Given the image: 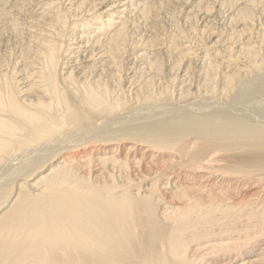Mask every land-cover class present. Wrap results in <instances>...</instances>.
Masks as SVG:
<instances>
[{"label":"bare ground","instance_id":"1","mask_svg":"<svg viewBox=\"0 0 264 264\" xmlns=\"http://www.w3.org/2000/svg\"><path fill=\"white\" fill-rule=\"evenodd\" d=\"M15 1L16 9L20 5L15 11L34 14L22 13L26 20L21 19L24 24L18 28H26L19 56L23 69L18 70H23L24 78L12 73L10 77L0 66V168L70 131L91 130L100 119L125 109L123 84L135 87L136 83V74L130 81L124 78L131 55L135 62L146 64L149 72L135 88L139 106L154 102L155 83L162 84L161 70L168 61L160 63L161 54L173 59L174 71L184 74L185 81L190 61L204 50L200 58L204 81L197 86L208 94L216 93L221 77L222 95H230L243 72L264 67L261 58L263 67L258 65L262 42H256L262 45L259 51L251 39L254 11H264V0H184L182 10L190 30L196 22L192 14L198 13L196 26L201 30L196 32L204 36L212 27L210 16L218 11L229 28L225 32L230 31V35L218 34L210 28L214 32L208 31L210 49L202 41L198 50L190 47L189 28L182 27L187 36L182 33V23L180 27L177 23L181 20L170 35L154 28L173 0H68L71 12L63 11V0ZM127 7H135L132 11L137 13L130 16ZM5 12L0 13V24ZM12 23L11 30L21 26L15 20ZM240 25L244 30L238 32L234 28ZM140 29L151 35L140 36ZM232 30L236 33L231 34ZM161 36L167 37L161 40ZM233 45L238 47L236 53ZM220 116L216 118L223 120ZM215 119L172 124L144 135H96L51 150L53 154L38 166L21 167V173H16L20 177L0 189V264H264V127ZM211 155L218 160L210 161Z\"/></svg>","mask_w":264,"mask_h":264},{"label":"rangeland","instance_id":"2","mask_svg":"<svg viewBox=\"0 0 264 264\" xmlns=\"http://www.w3.org/2000/svg\"><path fill=\"white\" fill-rule=\"evenodd\" d=\"M135 1V0H134ZM183 1L184 0H176V2H174V0L173 1H171V2H169V3H171V4H173V5H171V4H167L168 5V7L166 6V8L167 9H165V11H162V12H165V13H162L161 12V14H159V17L155 20V22L153 23L154 25H156L154 28H156V30H158L160 33L163 31V33L165 32V33H167L166 35H170L171 34V32H170V30L172 31V27L175 25V24H177L178 23V25L179 24H181L182 26H181V31H182V33L185 35V33L187 34L188 32H189V34H187L188 35V39H189V42H191L190 43V47L191 46H193V47H191V48H193V49H195V50H198V48H200V46H203V45H205L204 47L206 48H208L209 47V49H210V47H211V45H209V44H207V39H208V37H209V33H208V31L209 32H211V33H214V32H216V33H218L219 31V33L220 34H223V32L224 33H226V34H228V32H229V34L228 35H230V31H226L225 32V30H229V28H228V26L226 25V24H224L222 21H221V19H222V12L221 13H219L218 11H216V13L215 12H213V15H215V16H210L211 18H210V21H212V22H210V26H212V27H209V30H206V32L207 33H205L204 34V36H203V34H202V32H200L199 33V31H198V33L196 32L198 29H200L198 26H196V24L198 23V13L196 14H192V16H194V20L193 21H196L194 24H195V27H196V29L194 28V24H193V26H192V28L193 29H191L193 32H195L196 34H192L191 32V30H190V25H188V23L186 24L185 23V15L183 14L184 13V10H182L183 9ZM193 1V0H192ZM19 2V1H18ZM60 2V1H59ZM64 2H65V5H64ZM71 2H72V0H71ZM70 2V3H71ZM173 2V3H172ZM0 3H2V5L0 4V6H1V9H2V7H5L4 9V11H7V12H5L6 13V16L4 15L3 17L1 16V19L3 18H7V19H4V20H7V21H5V22H3L2 20H1V26H0V29H1V31H0V35L3 33V36L1 37L0 36V41H2L1 43H0V53H1V51H2V53H1V56H0V64L1 63H3V65L1 64L0 66H4V68H2V67H0V70H1V68H2V71L1 72H8V74H9V76L10 77H12V75H10L11 73L12 74H17V77L18 78H20V79H22V78H24V74H23V76H21V74L22 73H24L23 72V70H22V72L20 73L18 70H21V69H23V64L21 63V60L19 59V56H20V54H21V50H22V48H20V47H23V45H22V38H23V36H22V33H24V31H22V29L23 30H25L24 28H22V29H18L19 27L21 28V27H23L22 25L24 24L23 22L24 21H22V20H26V17L23 15V14H30V15H33L34 14V12H31V11H24V12H26V13H24V12H22L21 14L18 12V11H15V9H16V5H17V1H15V0H1L0 1ZM6 5H8V3H10L8 6H6ZM16 5H15V4ZM69 3V1L68 0H63V2H62V5H64V7H62L61 6V8L63 9V11L65 10V11H69V12H71L70 10H73L72 8H70L69 7V5L70 4H68ZM175 3V4H174ZM192 3V2H191ZM193 3H195V1H193ZM13 4V5H12ZM12 5V6H11ZM170 5H171V7H173V8H171L170 7ZM170 7V8H169ZM182 7V8H181ZM8 8V9H7ZM18 9H16V10H19L20 9V5H19V7H17ZM44 8V7H43ZM66 8V9H65ZM0 9V13H2V12H4L3 11V9L1 10ZM14 9V10H13ZM128 9H131L130 11H132L133 9H135V7H132V8H130V7H127V10ZM169 9H170V11H169ZM178 9V10H177ZM180 9V10H179ZM11 10H12V12H11ZM67 11V12H68ZM129 11V10H128ZM173 13H172V12ZM188 11H190V10H188ZM188 11H185V13H187ZM262 11V12H261ZM14 12H16V15L14 14ZM18 12V13H17ZM30 12V13H29ZM218 12V13H217ZM255 12V14H256V16H255V21H256V23H254V25L255 26H251V32H252V34H254V35H251V36H253L252 38L250 37V36H246L247 37V39L248 38H251L252 40V43H253V46H255L256 48H258V47H262V45H263V49L261 48V51L263 52H261V55H259V57H258V59H259V62H258V65L260 64V67H263V64H261V62L264 60V32H263V30H264V11L261 9V8H259V10H256V11H254ZM260 12V13H259ZM33 13V14H32ZM137 13V11H132V15L130 14V16H133V14H136ZM166 13H169V15L168 14H166ZM174 13H176V14H174ZM181 15H180V14ZM262 13V15H259V14H261ZM8 14V15H7ZM18 14H20L21 16H22V18H21V16H19ZM26 14V15H27ZM171 14V15H170ZM254 14V13H253ZM138 15V14H137ZM137 15H135L136 17H134V18H136V20L138 19V16ZM175 17H174V16ZM177 15H179V16H177ZM10 16V17H9ZM169 16H171V18L169 17ZM173 16V17H172ZM177 16V17H176ZM196 16V17H195ZM259 16V17H258ZM17 17V18H16ZM24 17H25V19H24ZM165 17V18H164ZM215 17V18H214ZM256 17H258V18H256ZM18 18H20L19 20H18ZM161 18H164V19H161ZM169 18V19H168ZM176 18V19H175ZM221 18V19H220ZM224 18H225V16H224ZM22 19V20H21ZM158 19H161V20H158ZM220 19V20H219ZM261 19V20H260ZM9 20H15V24H16V22H17V24L18 23H20L21 24V26H18V27H16L15 26V29H13V30H11L12 28L11 27H13L14 28V24L12 23V21H10V23H6V22H9ZM17 20V21H16ZM177 20H181L180 22H178ZM214 20V21H213ZM157 21H159V22H157ZM162 21V22H161ZM176 21H177V23H176ZM165 22V23H164ZM263 22V23H262ZM3 23H4V25H3ZM159 23V24H158ZM161 23V24H160ZM185 23V24H184ZM216 23V24H215ZM9 24V25H8ZM13 24V25H12ZM158 24V25H157ZM165 26H164V25ZM167 24V25H166ZM199 24L201 25L202 24V22H199ZM204 24L205 23H203L200 27H203L204 26ZM212 24V25H211ZM259 24V25H258ZM263 24V25H262ZM11 25V27L9 28V26ZM160 25V27H158ZM213 25H215V26H213ZM221 25V26H220ZM225 25V26H224ZM6 26V27H5ZM162 26H164V27H162ZM184 26V27H183ZM188 27L189 29L188 30H190V31H188L187 30V28L186 27ZM263 26V27H262ZM179 27H180V25H179ZM182 27L183 28H185V30H187L186 32L185 31H183V29H182ZM198 27V28H197ZM219 27H220V29H219ZM227 29H226V28ZM241 27V28H240ZM240 27L237 29V28H234V29H236V31H238L239 29H241V30H244V28L242 29V26L240 25ZM260 27V28H259ZM165 29V30H163V29ZM174 28V27H173ZM210 28H212L213 30H214V32H213V30L212 29H210ZM256 30H255V29ZM7 29V30H6ZM9 29V30H8ZM161 29H162V31H161ZM169 29V30H168ZM14 30H15V32L16 33H19V35H18V37H20V36H22V37H20L21 39H17V35H15L16 33L14 32ZM141 31L139 32L140 33V36H142V35H145V38H147L148 36H150L151 35V33H149V32H146V31H144V30H142V29H140ZM201 30V29H200ZM211 30V31H210ZM241 30H239V31H241ZM247 30H248V28H247ZM246 30V31H247ZM249 30H250V27H249ZM255 30V31H254ZM13 31V32H12ZM19 31H22V32H19ZM137 31V30H136ZM236 31L235 30H232L231 31V34L234 32V33H236ZM238 31V32H239ZM256 31H258V32H256ZM4 32H5V35H4ZM253 32H256V33H253ZM262 32V33H261ZM191 33V34H190ZM218 33V34H219ZM150 34V35H149ZM198 34V35H197ZM247 34H249V33H247ZM256 34V35H255ZM9 35V36H8ZM13 35V36H12ZM187 35H185V36H187ZM194 35V36H193ZM200 35V36H199ZM202 35V36H201ZM246 35V34H245ZM258 35V36H257ZM26 36V35H25ZM192 36V37H191ZM197 36V37H196ZM262 36V37H261ZM14 37V38H13ZM68 37H70V34L68 35ZM144 37V36H143ZM167 36H161V40H164V38H166ZM194 37V38H193ZM206 37V38H205ZM255 37V38H254ZM11 38V39H10ZM17 39V41L18 42H20V43H18L17 41H16V39ZM159 39H160V37H158ZM191 38H193V39H191ZM198 38V39H197ZM2 39V40H1ZM206 39V40H205ZM257 40V41H255V40ZM166 40V39H165ZM196 40H197V42H196ZM245 41H246V39H244ZM263 40V41H262ZM202 41H203V43H206V44H203L202 43ZM204 41H206V42H204ZM16 42V43H15ZM167 42V41H166ZM256 42H257V44H259V43H261L260 44V46L259 45H257L256 44ZM254 43L257 45H254ZM16 44V45H15ZM18 44H19V46H18ZM197 44V45H196ZM203 44V45H202ZM7 47H6V46ZM207 45V46H206ZM18 46V47H17ZM199 46V47H198ZM3 47H4V49H3ZM236 47V48H235ZM8 48V49H7ZM197 48V49H196ZM233 48V49H232ZM260 48H258V50L260 49ZM15 49V50H14ZM19 49V50H18ZM236 49V50H235ZM14 50V51H13ZM231 50L233 51L234 50V52L235 51H238V47L236 46V45H233L232 47H231ZM8 51H10V53L8 52ZM18 53H17V52ZM204 51V50H203ZM203 51L202 52H199V51H197V55L199 56H197V58H199V59H197L196 57L194 58V59H192L191 61H190V66H192V67H189L188 69H189V71L188 72H190L189 73V76H188V78L190 79V80H192V81H190L188 78H187V80H183V77H184V74H180L178 71L176 72V71H174L175 69L173 68V66H172V63H173V59L171 60L169 57H167V56H163V54H161L162 56H160L162 59H160V63H163L164 65L166 64L165 62L166 61H168L167 62V64H168V67H167V64L165 65L166 66V68L164 67V70H161V71H163V73H161L160 71H159V73L158 74H160L161 76H160V80H161V83L162 84H160L161 86H157L159 83H155L156 84V86L155 87H159L158 88V90H157V88L154 90V93H156L155 94V97L152 99V100H154V102L153 101H149V103H148V101L146 102V104H145V102H143L142 104H143V106L145 107H143V106H139V104L138 103H136L135 104V102L137 101L138 102V100H135V98H136V96L134 95L135 93H136V86H138L139 85V83H140V80L139 79H141V82H144L145 81V79H146V77H147V73L149 74V72L147 71V69L148 68H146L147 67V65L145 64H143V62H139V61H136L135 62V60H134V57H133V55H131L132 57H130V60H131V58H132V61H131V65L128 63V66H127V68L126 69H128V68H130L129 70H127V72H124V78L125 79H127V81H130V78H132V77H134L135 76V74H136V78H135V87L133 86V85H129V84H123V91H124V97H125V101L127 102V107L125 108V109H121V110H119L118 112H116V113H114V114H111L112 116H113V118L111 117V115H109V116H107V118L108 117H111L110 119L108 118H102V119H100L99 121H97L98 123L96 124V125H94V128L97 126V128H95V130H93L94 128H92L91 130H73V131H70V133H66V134H63V135H61L60 137H59V139L57 138L56 140L57 141H54V142H50L49 144H46V143H44V144H41V145H39L38 147H35V148H33V149H30V151L29 152H27V154L25 153L24 155H22L21 156V158H20V156H18V157H13L12 159H10L9 161H7V163L3 166V167H1L0 169L1 170H3V171H1L0 170V189L1 188H4L3 186H5V187H8V186H10L13 182H14V180L15 179H17L18 177H20V176H18V175H20V174H16V173H18L22 168L25 170L26 169V164H29L32 168L33 167H35V166H38V163L40 164V163H42L44 160L43 159H47V158H45V157H49V156H51V154H53V152H56L57 150H58V148H59V146H60V149H61V147H67L68 145L70 146V145H72V143L73 144H76V142H78V143H81V142H83L85 139H91V138H94V136L95 137H97L98 135L99 136H102V135H105V134H114V133H117V134H125V135H131V134H133L134 132H137L138 134H141V135H144V134H148V133H152V132H154V131H156V130H160V129H167V128H170V126L169 125H171V127L173 126H180V125H178V124H181V125H186V124H189V122L190 121H192V122H190V124H192V123H196V121L197 120H199V121H197V122H204V120L205 121H207V122H209L208 120H210V122H213L214 121V119L216 118V117H219L220 115L223 117V120L222 119H219V118H216L215 120H220V121H223V122H225V121H227L228 123L229 122H235V123H249L250 125H255V126H261V127H264V74L262 75V72H263V70H264V67L261 69L262 71H260V70H254V72L252 71V70H250V71H252L251 72V74H252V78H251V74H250V71H248V72H243V75L245 74V73H247V75H245V76H243L242 74H241V77H239V79L237 80V83H236V85H235V91L233 90H231L232 91V93L230 92V95H229V93L225 96V95H222V93L224 94V91H223V87H222V85H223V81H222V79H221V77L219 78V81L220 82H218L217 81V86L219 87V85H220V88H218L217 86H216V89H218L219 91H220V93H219V91L218 90H216V93H214V94H216V96L214 95V94H208L203 88H201V89H203L202 91H198L200 88L199 87H201V85L203 84V82L202 81H204V75H203V68H202V65H201V61H200V58L202 59V57H203ZM260 51V50H259ZM7 52V53H6ZM14 52H15V54H14ZM233 52V53H234ZM6 53V54H5ZM11 53H13V54H11ZM236 53V52H235ZM16 54H17V56H16ZM132 54H134V53H132ZM11 55H13L12 56V61H11ZM4 56V57H3ZM166 57V58H165ZM6 58V59H5ZM260 58L262 59V61L260 60ZM9 59V60H8ZM18 59V60H17ZM165 59V60H164ZM198 61H197V60ZM5 60V61H4ZM171 60V61H170ZM2 61V62H1ZM5 62V64H4V62ZM20 61V64L21 65H19V64H17L18 62ZM162 61V62H161ZM165 61V62H164ZM170 61V62H169ZM193 61V62H192ZM243 61V60H242ZM10 62V63H9ZM136 64H135V63ZM7 63H9L8 64V66H7ZM171 63V64H170ZM196 63V64H195ZM263 63H264V61H263ZM10 64H12V66L10 65ZM135 64V65H134ZM141 64V65H140ZM15 65H17V67L15 66ZM20 67H19V66ZM130 65V66H129ZM161 65V68H163L162 67V64H160ZM163 65V66H164ZM197 65V66H196ZM5 66H7V67H5ZM12 68H11V67ZM79 66H80V64H77V67L79 68ZM146 66V67H145ZM172 66V67H171ZM14 67V68H13ZM19 67V68H18ZM146 68V69H144L143 70V68ZM201 69H200V68ZM240 68H242V69H244V70H248V69H246L247 67H244L243 68V65H240L239 66ZM8 68V69H7ZM11 68V69H10ZM141 68V69H140ZM4 69L6 70H9L10 71V73H9V71H4ZM16 69V70H15ZM132 69V70H131ZM133 69L135 70V71H133ZM139 69V70H138ZM171 69H173V70H171ZM224 73H226V75H228L229 74V68H228V66H224ZM12 70H13V72H12ZM186 70V69H185ZM191 70V71H190ZM193 70V71H192ZM200 70V71H199ZM227 70H229V71H227ZM232 70V69H231ZM139 71V72H138ZM143 71V72H142ZM145 71V72H144ZM198 71V72H197ZM202 71V72H201ZM0 72V73H1ZM15 72V73H14ZM20 74H19V73ZM141 72L143 73V75L141 74ZM182 72H184L183 70H182ZM202 74H200V73ZM128 73V74H127ZM165 73V74H164ZM173 73V74H172ZM177 73H179V75L177 74ZM196 73V74H195ZM255 73V74H254ZM7 74V73H6ZM7 74V75H8ZM109 74L110 73H108V76H106V79H107V81L108 82H112V78H111V76H109ZM128 76H127V75ZM146 74V75H145ZM157 74V78L159 79V75ZM163 74V75H162ZM171 74H172V76H171ZM191 74V75H190ZM199 74H200V77H199ZM260 74V75H259ZM139 75V76H138ZM141 75V76H140ZM178 75V76H177ZM195 75V76H194ZM253 75H257V76H253ZM77 76V75H76ZM81 76V75H80ZM79 76V77H80ZM126 76V77H125ZM145 78H144V77ZM164 76H166V77H164ZM181 76H183V77H181ZM191 76H194V77H191ZM202 76V77H201ZM109 77H110V79H109ZM139 77V78H138ZM173 77V78H172ZM179 77V78H178ZM245 77V78H244ZM81 78V77H80ZM129 78V79H128ZM168 78H170V79H168ZM177 78V79H176ZM181 78V79H180ZM199 78V79H198ZM138 79V80H137ZM144 79V80H143ZM174 79H176V86H175V80ZM195 79V80H194ZM202 79V80H201ZM221 79V80H220ZM132 80V79H131ZM164 80V81H163ZM168 80V81H167ZM170 80H171V82H170ZM172 80H173V84H174V86H173V84H172ZM183 82H182V81ZM126 81V80H125ZM124 81V82H125ZM126 81V82H127ZM167 81V82H166ZM188 81V82H187ZM189 81H190V83H189ZM194 81H195V83H194ZM244 81V82H243ZM110 82V83H111ZM137 82H138V84H137ZM197 82H199V83H197ZM181 83H184V84H181ZM185 83L187 84V85H185ZM221 83V84H220ZM137 84V85H136ZM154 84V85H155ZM164 84H167V85H165L164 86ZM193 84V85H192ZM199 84H200V86H199ZM181 85H183V88L182 89H185L184 87H186V86H188L187 88L189 89V87H190V89H192V86H193V88L194 89H192V90H190L189 89V92H187L188 91V89H185L184 91H186L187 92V94H186V92L185 93H181V92H184L182 89H181ZM199 87H198V86ZM131 86V87H130ZM163 86V87H162ZM168 86V87H167ZM169 86H170V88H169ZM172 86H173V88H172ZM263 87V89H261L262 87ZM62 87H64V85L62 84ZM160 87H162L163 89H164V91H162L163 89L161 88L160 89ZM165 87V88H164ZM203 87V86H202ZM126 88H127V90L128 91H126ZM170 90H169V89ZM132 91H131V90ZM165 89H167V90H169V93H168V91H167V93L169 94V96H168V94L165 92ZM171 89H174V90H172L171 91ZM197 89V90H196ZM200 89V90H201ZM222 91H221V90ZM157 90V91H156ZM161 92H160V91ZM182 90V91H181ZM156 91V92H155ZM181 91V92H180ZM261 91H262V94H261ZM129 92V93H128ZM131 92H132V94H131ZM159 92L161 93V94H159ZM164 92V93H163ZM192 92V93H191ZM195 92H197L196 93V95H195ZM198 92H199V94H200V96L199 95H197L198 94ZM202 94H201V93ZM204 92V93H203ZM206 92V93H205ZM171 93L173 94L172 96H171ZM260 93V94H259ZM127 94V95H126ZM157 94H159V95H161V97L160 96H156ZM162 94H164V95H162ZM180 94H182L181 96L184 98V96L187 98V95H188V97H190V98H187V99H181V96H180ZM184 94H186V95H184ZM189 94H191L190 96H189ZM207 95V96H205L204 97V95ZM219 94V95H218ZM128 95L131 97H128ZM166 95L168 96V97H166ZM193 95V96H192ZM203 95V96H202ZM211 95V96H210ZM126 96H127V98H126ZM162 96H164L163 98H164V100L162 99ZM171 96V97H170ZM201 96H202V98H201ZM219 96V97H218ZM228 96V97H227ZM231 96V97H230ZM135 97V98H134ZM157 97V99H155ZM159 97V98H158ZM176 97V98H175ZM178 97H180V99H178ZM206 98V100L204 99V98ZM209 97H211V98H209ZM215 97V98H214ZM221 97H223V98H221ZM128 98L130 99V100H128ZM133 98H134V100H133ZM167 98V99H166ZM208 98H209V100H208ZM228 100H227V99ZM160 99V100H159ZM171 99V100H170ZM198 99V100H197ZM220 101H218V100ZM223 99V100H222ZM155 100H158V101H155ZM202 100V101H201ZM222 100V101H221ZM225 100V101H224ZM129 101V102H128ZM132 101V102H131ZM134 101V102H133ZM172 101V102H171ZM183 101V102H182ZM186 103H185V102ZM189 101V102H188ZM215 101V102H214ZM218 101V102H217ZM227 101V102H226ZM156 102V103H155ZM179 102V104H176V103H178ZM128 103H130V104H128ZM133 103V104H132ZM151 103V104H150ZM155 105H154V104ZM183 103V104H182ZM185 103V104H184ZM135 104V105H134ZM137 104H138V106H137ZM150 104V105H149ZM153 104V105H152ZM128 105H129V107H128ZM152 105V106H151ZM135 106V107H134ZM131 107V108H130ZM137 107H139V108H137ZM144 108V109H143ZM128 109V110H127ZM130 109V110H129ZM123 110V111H122ZM118 113V114H117ZM196 114V115H195ZM219 114V115H218ZM223 114V115H222ZM202 115V116H201ZM206 115H208V116H206ZM210 115H211V117L213 118H211L210 117ZM225 115V116H224ZM221 116H220V118H221ZM195 117H196V119H195ZM201 117V118H200ZM207 117V118H206ZM224 117H226V119L224 118ZM192 118V119H191ZM198 118V119H197ZM203 118H204V120H203ZM210 118V119H209ZM184 119H186V120H184ZM189 121H188V120ZM191 119V120H190ZM105 121V123L104 122H102V121ZM107 120V121H106ZM181 120H183L182 122H181ZM201 120V121H200ZM109 121V122H108ZM188 121V122H187ZM108 122V123H107ZM180 122V123H179ZM184 122H186V123H184ZM102 123V124H101ZM107 123V124H106ZM172 124H175V125H172ZM262 124V125H261ZM167 126V127H166ZM101 129V130H100ZM83 133H82V132ZM85 131H87V133H85ZM92 131V132H91ZM97 131V132H96ZM99 131V132H98ZM95 132V133H94ZM100 132H101V134H100ZM99 133V134H98ZM97 135V136H96ZM91 137V138H90ZM84 139V140H83ZM79 140V141H78ZM76 141V142H75ZM81 141V142H80ZM59 143H61V144H59ZM77 143V144H78ZM51 144V145H50ZM43 145H47V146H43ZM67 145V146H66ZM57 147L56 149H55V147ZM48 147V148H47ZM31 150H34V151H31ZM44 150V151H43ZM51 150H53V152H51ZM51 152V153H50ZM48 153H50V154H48ZM43 154V155H42ZM45 155H48V156H45ZM215 157V158H214ZM217 156L216 155H213V157H212V155L211 156H209V160L210 159H215L216 161L218 160L217 158H216ZM40 158V159H39ZM42 158V159H41ZM42 160V161H41ZM35 161V162H34ZM211 161V160H210ZM30 162V163H29ZM31 162H32V164H31ZM215 162V161H214ZM33 163H35L34 164V166H32L33 165ZM223 163H225V162H222V164ZM219 164H221L220 162H219ZM221 164V165H222ZM224 165V164H223ZM7 167V168H6ZM22 167V168H21ZM25 167V168H24ZM22 169V170H23ZM28 169V168H27ZM6 170V171H5ZM13 170H14V172H15V174H14V172H13ZM15 170H18L17 172L15 171ZM21 170V171H22ZM12 171V172H11ZM19 173H21V172H19ZM218 174H221V173H216V175L218 176ZM11 176V177H10ZM14 177V178H13ZM9 178V179H8ZM12 178V179H11ZM9 180H10V182H9ZM7 184H9L8 186H7Z\"/></svg>","mask_w":264,"mask_h":264}]
</instances>
